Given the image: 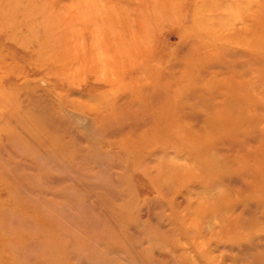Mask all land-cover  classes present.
<instances>
[{
  "label": "rangeland",
  "instance_id": "obj_1",
  "mask_svg": "<svg viewBox=\"0 0 264 264\" xmlns=\"http://www.w3.org/2000/svg\"><path fill=\"white\" fill-rule=\"evenodd\" d=\"M141 1L0 0V264H264V69L250 55L228 53L249 96L229 138L205 110L217 99L181 103L187 136L210 140L202 156L187 142L146 150L147 127L102 132L89 110L126 116L131 104L133 115L151 80L137 62L164 65L198 3L150 2L159 14L140 53L130 18Z\"/></svg>",
  "mask_w": 264,
  "mask_h": 264
},
{
  "label": "bare ground",
  "instance_id": "obj_2",
  "mask_svg": "<svg viewBox=\"0 0 264 264\" xmlns=\"http://www.w3.org/2000/svg\"><path fill=\"white\" fill-rule=\"evenodd\" d=\"M178 1L179 0H142L141 7L139 6V8H133L132 18H130L132 21V23H130L133 26L130 35L134 43L133 44L131 42L134 49L139 48L138 51L140 53L142 52V49H144L142 48V40L146 39L148 41L149 39L146 37V35L150 36V32H148L149 27H147V25L151 24L153 22L152 19L156 18L155 14H159V12H157L159 7L161 8L163 6H168L174 8L178 4ZM225 1L228 3H223V5L221 2ZM150 2L153 8L156 6L158 7L155 12L146 8ZM196 2L200 3L195 4V7L193 8V12L191 14L192 26H190L189 29H183L179 33L180 43L172 47L171 51H169L170 54L168 55L165 64L163 65L160 60H158V63L155 66L152 65L153 62L149 65L147 63H142L141 61L137 62L139 64H144L142 65L143 70L146 71L145 74L148 75L149 79L151 80L145 83L144 89H136L137 91H140V96H138L136 100L137 103H139L136 104L137 108H134L135 112H133V115H130V113H132L131 104H127L128 107L125 108L127 113L130 112L126 116H121V114H119V105L118 107L115 106L116 108L112 109L111 112L103 114V116L100 115L99 112L101 110H99L96 106L95 108H91L92 110L89 109L91 112H96L97 116L95 115V120L99 122L97 127H100V131H102L101 129L111 128L114 125L123 126L122 123L124 124V121L126 122L129 120L131 124L135 123L138 125V127L140 126L139 123H141L142 126L147 127L146 132L144 129L141 130L142 132L144 131V133H142L144 138L141 141V144L145 146L144 148L146 150L150 147L152 148L157 146V144L160 143L183 144L187 142L191 143V145L196 148L202 156L204 155L203 153L205 151V149H203L205 143L210 141L209 138L203 137V139L198 140V138L193 136L188 137L184 131V125L181 123L179 118L180 106L183 100L191 95H200V97H205L208 101L212 100V97L217 99L213 100L212 102H205V110H207L211 116H216V118L213 120L214 126L223 128L224 130L222 133L224 132V134H226V136L229 138L227 124H229V121L231 122V117L236 118V116H241V114L246 111H244L242 107L246 106L247 109L249 104L247 99L249 96H245L243 85L246 86V83L244 80H242L243 78L241 79L240 74H234L230 71L229 63L227 62L228 53L230 51H234V53L239 52L241 54L250 55L252 57L251 59H253L255 64H257L258 69H264V7L262 4L259 8V0H196ZM142 5L145 6L144 9L142 8ZM134 14L136 18L133 17ZM176 14L177 13L173 12L172 18H176ZM237 22L241 23L242 25L235 27ZM155 23V27L161 25L160 22ZM221 28L232 29V31L225 35ZM186 38L187 40H185ZM181 42H186L191 48L189 53L190 57H187L186 59L185 57L182 58L177 56L178 54L175 52V48H179L181 46ZM131 56L132 55H130V57ZM139 64H136V67H138ZM119 69V73L122 74V77L123 74L126 75V73L129 71L127 67ZM162 69H165L166 79L161 81L158 78L159 76H163L161 73L163 72ZM115 84L116 83L113 85L115 86ZM124 86H126V84H124ZM122 89L124 88L122 87ZM111 91H113V89H111ZM112 93H114V91ZM124 97L125 99L123 100H127V96H123V98ZM92 100L93 99L91 98V101ZM111 101L113 102V100ZM115 101V103L118 102V100ZM128 101L131 103L130 100ZM231 101H234V103L238 104L239 106L231 104ZM106 103L104 104L106 105ZM125 103L127 102L125 101ZM74 105L76 107L77 104ZM124 105L121 107L122 110L124 109ZM233 107L237 111H232ZM122 110L121 112H123ZM137 120L139 122H137ZM117 126V130H119V126ZM131 126L132 125H130V128H135V126ZM226 127L227 129H225ZM109 131H107L108 134ZM118 144L119 142L117 145ZM157 147L160 149L159 146ZM126 151L129 150H125V152ZM133 153H136L137 155L136 151Z\"/></svg>",
  "mask_w": 264,
  "mask_h": 264
}]
</instances>
